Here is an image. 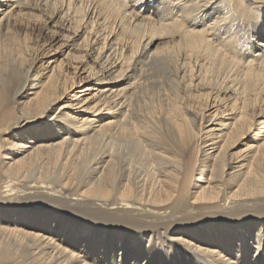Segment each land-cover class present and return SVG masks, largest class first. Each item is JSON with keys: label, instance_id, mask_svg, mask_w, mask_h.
<instances>
[{"label": "bare ground", "instance_id": "obj_1", "mask_svg": "<svg viewBox=\"0 0 264 264\" xmlns=\"http://www.w3.org/2000/svg\"><path fill=\"white\" fill-rule=\"evenodd\" d=\"M0 264H264V0H0Z\"/></svg>", "mask_w": 264, "mask_h": 264}, {"label": "rangeland", "instance_id": "obj_2", "mask_svg": "<svg viewBox=\"0 0 264 264\" xmlns=\"http://www.w3.org/2000/svg\"><path fill=\"white\" fill-rule=\"evenodd\" d=\"M36 34V33H35ZM86 94V96H88V92H86L85 93ZM75 219V220H74ZM68 220L70 221V222H72V223H74V224H76L77 225V219L76 218H68ZM96 230V229H95ZM93 231V229H91V232ZM93 233H94V231H93ZM115 242H117V240L115 239Z\"/></svg>", "mask_w": 264, "mask_h": 264}]
</instances>
